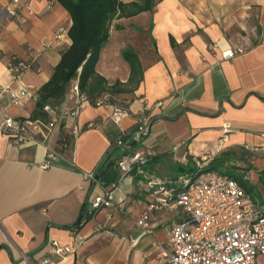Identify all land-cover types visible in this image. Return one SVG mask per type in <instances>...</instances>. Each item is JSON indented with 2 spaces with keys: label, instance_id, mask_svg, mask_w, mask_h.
I'll list each match as a JSON object with an SVG mask.
<instances>
[{
  "label": "crops",
  "instance_id": "obj_1",
  "mask_svg": "<svg viewBox=\"0 0 264 264\" xmlns=\"http://www.w3.org/2000/svg\"><path fill=\"white\" fill-rule=\"evenodd\" d=\"M19 1L20 17H10L8 0H0V124L8 116L48 123L35 101L23 96L17 105L2 90L29 86L39 94L71 45V19L56 2ZM155 2L152 11L112 21L76 117H65L74 106L71 80L64 98L49 105L56 122L37 136L42 144L16 148L0 130V264H40L46 257L54 264H145L184 216L181 209L154 211L151 233L137 229L152 200L147 178L172 183L223 153L249 184L247 194L255 190L264 201V0ZM236 48L243 52L221 59ZM124 50L136 56L133 73ZM12 56L34 63L19 80L8 67ZM156 102L162 106L151 109ZM114 107L126 112L119 123L110 119ZM245 146L258 150L249 154ZM125 149L146 162L122 176L116 161ZM104 191L114 205L90 215ZM51 241L70 251L55 253Z\"/></svg>",
  "mask_w": 264,
  "mask_h": 264
},
{
  "label": "built area",
  "instance_id": "obj_2",
  "mask_svg": "<svg viewBox=\"0 0 264 264\" xmlns=\"http://www.w3.org/2000/svg\"><path fill=\"white\" fill-rule=\"evenodd\" d=\"M20 5L19 0H8L5 7L8 16L20 17ZM242 52L240 48L225 50L221 52V59L229 60ZM8 67L19 80L23 72L34 67V63L20 61L12 56ZM2 92H9L12 103L17 105L21 104L23 96L35 102L38 100V95L29 86L22 87L16 93L6 89ZM70 94L74 98V106L65 117L74 118L86 104L87 98L80 91L77 81L71 87ZM103 101H98L97 105L103 104ZM161 106V102H156L150 108L157 109ZM113 109L110 119L119 123L126 112L119 107ZM42 110L50 116V122L43 123L28 118L19 120L11 116L3 119L0 130L12 146L22 148L43 143L37 136L45 137L52 130L56 122V111L47 104ZM93 126L88 124L89 128ZM139 129L143 133L145 125H141ZM125 148L128 150V146ZM244 148L249 154L258 150L248 146ZM260 151L264 153V148ZM47 157L52 158L48 151ZM145 162L144 154L125 151L116 161V166L124 176L134 172ZM47 166L48 161H45L42 167ZM200 173L202 172L197 175ZM195 177L186 174L172 183L155 177L147 179L146 187L152 200L145 205L136 220L137 229L151 233L147 219L154 211L181 209L184 216L179 222L170 225L166 246L158 245V252L145 264H264V209L251 199L233 177L210 170L205 181L193 184ZM83 178L94 181L93 173H83ZM113 205V196L104 191L91 202L89 214L94 215L101 208L109 209ZM49 244L55 253L65 254L70 251L69 248L58 247L55 241ZM40 264L54 263L46 257Z\"/></svg>",
  "mask_w": 264,
  "mask_h": 264
},
{
  "label": "trees",
  "instance_id": "obj_3",
  "mask_svg": "<svg viewBox=\"0 0 264 264\" xmlns=\"http://www.w3.org/2000/svg\"><path fill=\"white\" fill-rule=\"evenodd\" d=\"M56 2L69 13L71 25L68 37L71 45L62 53L60 61L54 66L50 79L39 89L36 109L42 110L44 105H52L54 101L64 98L65 90L71 80H77L80 91H84L89 79L95 75V64L99 59L100 50L106 44L111 23L121 17H134L142 12L152 11L155 0H133L123 3L121 0H50ZM123 55L131 66V71L137 68L136 56L129 51ZM54 106V104H53ZM126 149L124 150V152ZM229 153L213 158L209 166L198 167L194 177L199 172L225 169L223 174L233 177L239 185L249 192L250 186L242 177H235L237 167L231 163ZM209 170H206V169ZM83 219L80 216L75 226L78 227Z\"/></svg>",
  "mask_w": 264,
  "mask_h": 264
},
{
  "label": "rangeland",
  "instance_id": "obj_4",
  "mask_svg": "<svg viewBox=\"0 0 264 264\" xmlns=\"http://www.w3.org/2000/svg\"><path fill=\"white\" fill-rule=\"evenodd\" d=\"M206 170H209V169L207 168ZM213 171H215V170H213ZM208 172H210V171H204V172L200 173L199 175H197V176L195 177L196 179L194 180V183H193V184H196V183H198V182H203V181H205L206 178H207V174H208ZM216 172H218V173H220V174H223V173L225 172V169L223 170V169H221V168H218V170H217ZM184 175H185V174L182 173V174L180 175V177H181V176H184ZM234 176H235V177H238V176H239V177H242V175L240 174V170H239V169L235 171ZM147 179H148V178H147ZM250 196H251L252 198H256V200H258L259 204L264 205V204H262V203H264V201H262V198L260 197V195H259L255 190H253V191L250 192Z\"/></svg>",
  "mask_w": 264,
  "mask_h": 264
},
{
  "label": "water",
  "instance_id": "obj_5",
  "mask_svg": "<svg viewBox=\"0 0 264 264\" xmlns=\"http://www.w3.org/2000/svg\"><path fill=\"white\" fill-rule=\"evenodd\" d=\"M157 119H160V118H162V117H160V116H157L156 117ZM154 118H152L149 122H148V125H147V131H146V134L145 135H148V133H149V130H150V126H151V121L153 120Z\"/></svg>",
  "mask_w": 264,
  "mask_h": 264
}]
</instances>
